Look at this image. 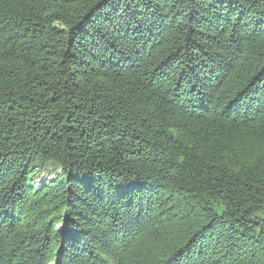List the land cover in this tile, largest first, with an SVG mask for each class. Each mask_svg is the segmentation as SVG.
<instances>
[{
    "label": "trees",
    "instance_id": "16d2710c",
    "mask_svg": "<svg viewBox=\"0 0 264 264\" xmlns=\"http://www.w3.org/2000/svg\"><path fill=\"white\" fill-rule=\"evenodd\" d=\"M171 29L178 35L155 59ZM263 34L264 0H0V264H146L158 174L206 218L178 245L151 243L165 253L154 264H205L217 252L264 264V51L219 93L229 73L213 52ZM128 74L161 84L160 100L190 114L195 179L175 174L190 156L184 137L179 148L163 137L173 112L161 122L136 109L116 79ZM42 166H61L42 199L47 214L33 203L43 191L30 188ZM53 237L56 258L52 241L34 248Z\"/></svg>",
    "mask_w": 264,
    "mask_h": 264
},
{
    "label": "rangeland",
    "instance_id": "374dc122",
    "mask_svg": "<svg viewBox=\"0 0 264 264\" xmlns=\"http://www.w3.org/2000/svg\"><path fill=\"white\" fill-rule=\"evenodd\" d=\"M251 9L253 11L261 10L260 8L256 7ZM176 35H178V29H171L166 34L165 38H163L162 40V43L157 47L156 51L153 52L155 59L159 56L166 54L169 46L172 43V40L176 38ZM234 37V39H223L222 41L219 40L222 43L219 44L220 46L218 45L217 48L214 47L213 49L215 56L219 59L221 64H223V73H229L224 83L222 84V87L220 88V90H218V93L219 91L223 92L224 89L228 88L234 90L237 87V81L254 68L255 62L259 59L260 54L264 51V34L258 37H253L247 43L245 42V40L243 41L242 39H239V36ZM141 68L142 70H144L143 64H141ZM116 79L119 81L124 80V82L128 83V85L124 88L123 92L128 93V98H130L132 104L135 106L136 109H146L151 114V116L156 117L157 120L161 122V115L165 116V113L173 112L170 115V121L174 123L173 125L175 128L163 125V137L167 138L168 143H170V140L173 139L175 141V144L173 146H178V141L182 137H184V144L191 149L190 150L189 148L182 146V152L188 153L190 159H184V161H181L180 165H177L175 163V168H179L175 172V174H177L178 176L181 175L180 181H186L191 178L195 179L194 173L196 172L193 165L194 162L192 160L191 151L195 153V150L197 148V140L199 139V137H195V135H197L196 133L199 132V129L186 124V122H190V120L192 119L190 117V114L178 109L173 110V107L169 103L165 102L163 99L160 100V97H169L168 94H166L161 88V84L156 85L155 83L153 84V82H149L146 85L145 78L134 74L124 75L123 78L116 76ZM137 80L142 81V86L139 82H137ZM138 104H143L145 108L138 106ZM177 113L185 115V118H182L181 114L178 116ZM201 114L205 113L201 112ZM146 116L150 117L149 114ZM139 148L141 149L140 146ZM170 148L175 149V147ZM173 152H175L176 159H182L176 151ZM171 153L172 152H169V157L172 156ZM142 162L148 166L151 163L150 162L148 164L147 160H142ZM60 172L61 166H56L55 168L50 166H42L35 171L34 175H32L30 179V188L32 189L34 194L43 191V195L33 201V203L41 206L43 214H47L49 212L48 210H46V206L42 204V199H46L47 196L52 193L53 190L51 189L52 187H50V185L53 183V181H55L57 174H59ZM167 176L168 175L158 174V178H155V181L158 183L157 190L155 191L156 195L153 197V199L154 202H159L157 207L159 213L157 214V218L155 221L156 223H158V225L157 228L153 230V233L150 236L151 240H146V243L143 244V246H141L139 249V251L144 250L143 252H146V264L157 263L160 254H165L159 253L156 250V248H158L162 242L165 243L167 247L166 249H168L170 245L174 242L176 245H178L177 239L179 236H181L185 232L187 233V231L191 227L196 226V224L200 223V221L206 218L205 213L203 212V209L201 208L199 202L198 204H196L194 196L189 193H181L180 191L172 188V186H170V182H173L174 180L172 178L167 179ZM27 200H29V197L23 196L19 200V203L21 201L26 202ZM27 215L28 214H25L24 216L25 221ZM51 221V216L44 220L45 223L43 225H45V228L51 229ZM60 228L61 225L53 226V235L55 234L56 230L58 231V229ZM160 237L165 238L162 240L160 239ZM51 241V249L54 250L53 258H56L58 250L63 248L59 237H53L51 238V240H46L44 238L42 243L36 245L34 248L36 250H39L43 246L47 247L51 243ZM151 243H154L156 245V248ZM252 254L254 253H251L249 255ZM249 255H246V257ZM252 258L240 260L238 263V260L234 261L232 259L228 260L222 258L220 253L217 252L215 254L211 253L205 264H231L233 261L238 264H255V258Z\"/></svg>",
    "mask_w": 264,
    "mask_h": 264
}]
</instances>
